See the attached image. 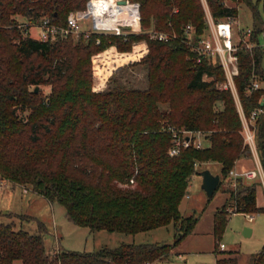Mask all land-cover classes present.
Segmentation results:
<instances>
[{
	"label": "trees",
	"instance_id": "trees-1",
	"mask_svg": "<svg viewBox=\"0 0 264 264\" xmlns=\"http://www.w3.org/2000/svg\"><path fill=\"white\" fill-rule=\"evenodd\" d=\"M130 1L139 3L140 32L58 33L42 39L32 30L24 35L19 22L35 28L47 19L65 27L69 13L85 9L88 0H0V176L63 205L67 219L78 226L133 234L172 223L174 239L52 253L42 233L0 221V264L16 259L22 264H149L179 255L198 220L183 215L180 204L199 163L221 164L217 188L228 180L230 197L214 214L215 237L226 229L229 207L237 213L264 211L256 202L257 180L241 176L235 188L229 184L235 161L252 152L231 90L219 87L224 68L217 58L198 61L184 42L190 24L195 38L208 32L207 7L215 22L236 23L239 4H245L252 13L250 41L258 43L264 32L261 0ZM152 31L171 36L158 39ZM112 46L120 52L138 48L142 57L131 65L145 66V88L127 86L116 73L107 88H94L97 55ZM237 52L234 81L249 115L264 106V87L251 85L254 73L264 81V48L257 44ZM255 124L264 170V112ZM168 126L206 132V146L172 155ZM218 244L215 264H237V257ZM252 264H264V246Z\"/></svg>",
	"mask_w": 264,
	"mask_h": 264
},
{
	"label": "rangeland",
	"instance_id": "rangeland-1",
	"mask_svg": "<svg viewBox=\"0 0 264 264\" xmlns=\"http://www.w3.org/2000/svg\"><path fill=\"white\" fill-rule=\"evenodd\" d=\"M258 5L264 16V0H261ZM18 18L23 19L20 16ZM237 21L242 28L251 26L252 13L247 5L239 4ZM89 24L90 20L83 23V27L86 28ZM124 27H127L124 29L125 33L128 31L140 32L142 24L139 28H134L130 24H126ZM38 29L35 27L32 31L33 34H38ZM144 46L145 42L143 41L140 47L144 48ZM141 57L137 47L128 52L117 51L113 46L102 51L94 62V88L97 91L107 88L110 83L109 79L114 73L120 76L127 86L145 88L147 73L145 66L131 65ZM42 89L46 93L50 91L49 86H42ZM197 168L198 172L192 176L188 187L187 194L189 196L186 195L183 198L180 210L183 215H194L199 220L193 234L187 235L178 248L184 253L180 256L181 259L177 258L176 262L178 263L174 264H214L213 249L217 240L219 244L223 243L226 246V249H221L218 244L219 250L226 253L231 251L232 255L237 257V264H252L253 254L264 246V213L254 222L248 221L249 217L244 213H232L228 217L225 231L220 237H215L214 214L230 197L227 189L228 180H223L214 195L209 197L202 188L203 178L200 172L210 169L215 174H220L221 164L209 161L208 163H199ZM64 212L63 205L57 202L52 204L47 198L32 191L26 185L8 181V184L3 186L0 191V213H2L0 221H13L17 229L22 228L31 233H42L46 248L52 253L58 249L97 250L104 245L115 247L122 242H172L176 232V227L172 223L133 234L120 231L111 232L106 229L92 230L87 226L81 227L69 221ZM10 213L12 214L10 215ZM253 226H255V230L246 235L245 227L252 228ZM14 264H22V261L16 259Z\"/></svg>",
	"mask_w": 264,
	"mask_h": 264
},
{
	"label": "built area",
	"instance_id": "built-area-1",
	"mask_svg": "<svg viewBox=\"0 0 264 264\" xmlns=\"http://www.w3.org/2000/svg\"><path fill=\"white\" fill-rule=\"evenodd\" d=\"M92 0L88 1L85 9L80 11H72L67 17V23L65 27H60L55 24L50 23L47 19H44L41 24L37 25L40 29V37L42 39H47L55 36L58 33L63 35L74 34L78 35L81 32H115L117 34L124 33V27L126 24H120L112 28L98 23L97 14H94L90 9V3ZM119 6L122 4H119ZM205 4V1H204ZM105 14V13H104ZM90 20L89 26L83 27V23ZM207 22H208V32L198 38L194 37L192 25H188L186 28V36L184 37V42L191 47V49L197 53L198 61L202 60L204 57L217 58L220 62L222 68H224L225 79L219 83L220 88L230 89L233 98L235 99L238 114L241 116L242 120V130L244 143L248 145L252 152V158L256 162L257 166L253 169H241L240 171L234 167L230 172V185L231 187H236V181L239 177H245L249 181L259 180L264 184V170L262 163L259 159L258 149L255 142L256 135V118L260 113L264 112V106H258L254 108L249 115H247L243 109L241 99H239L237 87L235 84V77L239 73L238 61L239 54L238 49L240 47H245L252 50L255 45H259L264 48V32L259 36L258 43H252L250 41L252 28L249 26L247 28H242L239 22L233 23L230 20H221L215 22L211 16V13L207 7ZM18 26L22 29L24 35L30 33L32 27H30L29 22L22 21L19 22ZM34 27V26H33ZM171 35L167 32L159 31L151 32V37H156L158 39L167 40ZM252 89H259L264 87V81L261 77L254 73L251 79ZM264 103V101L262 102ZM172 134V146L170 147V153L172 155L178 154L182 148L196 146L202 148L206 146V132L201 130H188L184 128H175L174 126H168L166 128ZM8 184V180L0 176V191L3 186ZM229 212L237 213L235 207H229ZM249 219L253 218V215L248 214ZM220 248L224 249L225 245L220 243Z\"/></svg>",
	"mask_w": 264,
	"mask_h": 264
},
{
	"label": "bare ground",
	"instance_id": "bare-ground-1",
	"mask_svg": "<svg viewBox=\"0 0 264 264\" xmlns=\"http://www.w3.org/2000/svg\"><path fill=\"white\" fill-rule=\"evenodd\" d=\"M90 9L97 14L98 23L110 28L120 24H130L134 28L139 25L138 9L130 2L119 6L117 0H92Z\"/></svg>",
	"mask_w": 264,
	"mask_h": 264
},
{
	"label": "crops",
	"instance_id": "crops-1",
	"mask_svg": "<svg viewBox=\"0 0 264 264\" xmlns=\"http://www.w3.org/2000/svg\"><path fill=\"white\" fill-rule=\"evenodd\" d=\"M34 29L35 28H31V30L32 31H34ZM38 31H40L39 29H38ZM236 164H235V167H236V169H238L239 171L241 170V169H253V168H256V166H257V164H256V162L254 161V159L253 158H249V157H244V156H242V157H240L239 159H237L236 161ZM214 173V172H213ZM220 175V174H219ZM258 181V184H257V189H256V192H257V200H256V202H257V205H259V206H264V184L261 182V181H259V180H257ZM26 190V189H25ZM24 190V191H25ZM187 196H189V194H187ZM242 213H244V214H246V215H248V214H251V213H245V212H242ZM264 213V211H262V212H259V213H257V214H251V215H253V218L252 219H249L248 218V221H250V222H254L255 220H257L258 218H261L262 217V214ZM0 215H2V213H0ZM190 215V214H189ZM186 216H188V215H186ZM199 220V219H198ZM198 220H197V222H196V226H197V223H198ZM228 225V224H227ZM196 226H195V228H196ZM195 228H194V230L190 233V234H193V232L195 231ZM251 229V231H250V233H252L254 230H255V226H253L252 228H250ZM190 234H188V235H190ZM187 237V236H186ZM185 237V238H186ZM184 238V239H185ZM183 239V240H184ZM183 240H182V242H183ZM182 242H181V244H182ZM181 244H180V246H181ZM179 246V247H180ZM218 248V247H217ZM216 245H215V248L213 249V253H214V256H215V261H214V264L216 263V259H217V255H216ZM224 249H226V246H225V248ZM180 252V254L179 255H174L172 258H170V259H167V258H165V260H157V261H153V262H150L149 264H174V263H178V262H176L177 261V258H180V256L181 255H183V251H179ZM186 253V252H185ZM181 259V258H180Z\"/></svg>",
	"mask_w": 264,
	"mask_h": 264
},
{
	"label": "water",
	"instance_id": "water-1",
	"mask_svg": "<svg viewBox=\"0 0 264 264\" xmlns=\"http://www.w3.org/2000/svg\"><path fill=\"white\" fill-rule=\"evenodd\" d=\"M119 4H125L127 2H130L129 0H117ZM131 3V2H130ZM136 5V8L138 9V14L140 18V8L139 3H131ZM38 89V87H37ZM39 90V89H38ZM203 181H202V188L206 192V194L210 197L213 195V192L216 190L217 186L219 185L221 178L219 174L213 173L210 169H205L200 172ZM251 229L249 227H245L244 233L246 235L250 234Z\"/></svg>",
	"mask_w": 264,
	"mask_h": 264
}]
</instances>
